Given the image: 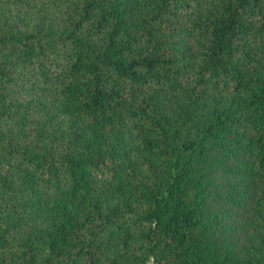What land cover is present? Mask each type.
<instances>
[{
    "label": "trees",
    "instance_id": "trees-1",
    "mask_svg": "<svg viewBox=\"0 0 264 264\" xmlns=\"http://www.w3.org/2000/svg\"><path fill=\"white\" fill-rule=\"evenodd\" d=\"M0 264H264V0H0Z\"/></svg>",
    "mask_w": 264,
    "mask_h": 264
},
{
    "label": "rangeland",
    "instance_id": "rangeland-1",
    "mask_svg": "<svg viewBox=\"0 0 264 264\" xmlns=\"http://www.w3.org/2000/svg\"><path fill=\"white\" fill-rule=\"evenodd\" d=\"M235 216H239V215H235ZM234 221H236V222H237V220H234V219H233V223H234ZM233 225H234V224H233ZM229 231H231V230H229Z\"/></svg>",
    "mask_w": 264,
    "mask_h": 264
}]
</instances>
